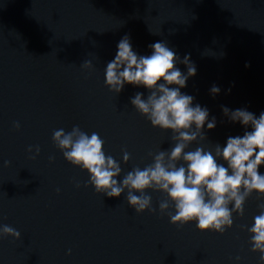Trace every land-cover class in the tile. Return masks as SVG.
<instances>
[{
  "label": "water",
  "instance_id": "95a60500",
  "mask_svg": "<svg viewBox=\"0 0 264 264\" xmlns=\"http://www.w3.org/2000/svg\"><path fill=\"white\" fill-rule=\"evenodd\" d=\"M124 36L138 56L164 42L182 73L185 57L195 66L180 91L216 123L186 151H213L251 131L224 107L264 112V0H0V227L21 234L0 235V264H262L247 229L264 196L250 194L223 233L202 232L195 222L172 224L171 201L159 211L165 193L146 189L156 211L141 213L127 190L97 193L53 142L54 131L74 126L99 134L120 164L118 181L174 147L172 131L152 127L131 104L136 93L147 98L145 87L125 84L117 94L105 85Z\"/></svg>",
  "mask_w": 264,
  "mask_h": 264
},
{
  "label": "clouds",
  "instance_id": "9594fccd",
  "mask_svg": "<svg viewBox=\"0 0 264 264\" xmlns=\"http://www.w3.org/2000/svg\"><path fill=\"white\" fill-rule=\"evenodd\" d=\"M150 48L151 55L138 56L132 50L129 37L121 38L115 58L105 69L104 82L117 94L125 84L143 86L149 91L146 99L142 98V93H136L131 104L152 127L172 131L174 147L170 151H159L153 156V163L143 169L134 167L118 181L120 164L105 155L104 141L99 134L93 132L89 136L74 126L67 133L64 129L54 131L52 140L66 161L87 171L88 184L97 193L119 197L127 190V204L141 213L145 209L156 211L151 207L152 197L146 195L145 190L159 191L167 196L159 203L161 213L169 208V201L174 204L175 215L170 216L172 224L195 222L202 232L223 233L232 226L233 213L243 215V205L250 194L264 196V175L258 172L264 165V112L257 118L246 109L224 107L222 112L231 122H239L251 131H245L243 136L228 137L224 147L217 144L213 151L202 147L186 151L193 142L205 139L202 129L206 122L207 129H213L215 118L209 121L208 110L198 104L192 106L194 98L180 91L196 72L188 58L181 61L187 67L185 74L175 66L178 57L164 42L154 43ZM83 66L89 67L90 61H85ZM210 91L215 95L219 88L213 86ZM218 158H222L227 167L219 164ZM128 160L129 154L124 152L123 161ZM4 163L7 166L9 162ZM259 207L260 214L247 230L251 234V251L259 252L264 264V203ZM0 235L19 239L21 234L4 225L0 227Z\"/></svg>",
  "mask_w": 264,
  "mask_h": 264
}]
</instances>
